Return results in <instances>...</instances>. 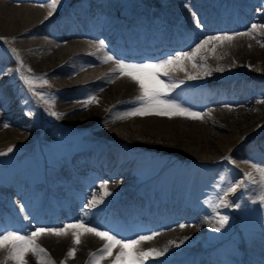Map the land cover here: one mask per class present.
Segmentation results:
<instances>
[{"label": "snow or ice", "instance_id": "6c2138e0", "mask_svg": "<svg viewBox=\"0 0 264 264\" xmlns=\"http://www.w3.org/2000/svg\"><path fill=\"white\" fill-rule=\"evenodd\" d=\"M48 16L52 17L58 8V0H50ZM264 10V9H258ZM192 19L197 28L202 27L200 20L196 14L192 13ZM259 27L264 28V25ZM258 26L252 24L246 32L240 33H218L214 36H203L195 42L190 51H179L174 55H168L164 58L152 61L147 60L143 62L129 61L122 58H117L110 50L106 48V42L103 39L97 41L98 50L103 52L100 58L101 62H113L115 67L110 70L109 75L119 74L120 76L128 77L132 82L137 85L138 95L134 97L132 103L135 105L128 112L117 118H126L127 116L134 115H159V116H184L189 119H203L206 115L202 112H197L191 108L185 107L178 100L171 98V94L180 85L184 84L185 80H175L171 75L172 72L177 70L185 73L187 80L201 79L204 76L211 75L212 70L202 62V52L215 53L217 45L222 46L225 42H231L235 36H249L252 38L258 37ZM15 39V37H13ZM0 40L5 38L0 37ZM6 42V41H5ZM258 43L264 47V39H258ZM211 46V47H210ZM8 51L11 56L15 58L18 67L16 69L0 68V76L10 75L14 72H21L27 66L24 65L18 51L15 48H9ZM186 63H191L192 68L195 69V74L189 72L185 67ZM223 71V68L217 69ZM27 72L31 73V68H27ZM19 79L23 85L27 87L28 91L35 96L38 101H43L48 107L44 109L49 116L57 117L65 115V113H58L53 110L54 98L49 99L48 94L43 91H37L36 85L47 84V79L41 75H20ZM110 82V81H109ZM95 96H88L82 104V108L88 107L90 104L98 103ZM23 103V101H22ZM224 107L230 108L231 105L225 104ZM28 116L34 115L31 111L27 113ZM7 127V123L4 125ZM259 127V126H258ZM243 139V138H242ZM13 149L9 147L5 152H0V156L7 155ZM224 159H230L226 156ZM252 168L256 173H259V179L253 172L244 173V180L228 182L226 186L220 188V194L217 200L208 202L209 208L213 211V218L216 223L212 225V230L220 232L222 228L228 223L229 217L221 215L216 209L221 207H234L239 208V203H233L229 196L235 194L238 188L244 187L246 183L256 185L259 188V202L264 205V168L260 165L253 164ZM221 177V180H224ZM107 181L100 185L99 195L95 190H91V198L82 205L81 218L74 223H65L63 227L42 228L38 227L30 233L22 232L20 230H10L7 227L0 229V251L5 255L0 258V264H27L26 257L31 254L35 257L37 264H55L50 254L38 242L41 235H53L62 237L71 232L73 245H78L81 242V237L84 235H94L104 241L101 248L90 253V264H101V261L111 258V264H148L150 260L163 257L169 252L170 248H179L188 237L177 241H169L163 248H147L141 249L140 245L144 242L151 241L157 235L152 232L146 235H137L135 238H121L118 234L113 233L111 230H102L94 226L87 217L92 214L93 210H98L99 207L106 203V199L112 195L111 191L107 188ZM207 202V201H206ZM256 201H253L255 203ZM24 206L21 205L20 212H24ZM27 218V217H25ZM181 228L185 225L181 224ZM118 251L113 253V249ZM76 249L69 248L67 257H74ZM61 264H64L61 261Z\"/></svg>", "mask_w": 264, "mask_h": 264}, {"label": "bare ground", "instance_id": "6f19581e", "mask_svg": "<svg viewBox=\"0 0 264 264\" xmlns=\"http://www.w3.org/2000/svg\"><path fill=\"white\" fill-rule=\"evenodd\" d=\"M118 1H122V0H118ZM256 6L257 7H255V5H253V4H250V5H246L243 7L240 17L242 19V22H246L245 24H243L239 21H234L233 17L235 15H232V18H230V19L228 17H221L222 24L220 25V27H221V30H224L222 33H224V32H227L230 34L236 33V32H234L235 29H238V28L240 29L241 27H245L251 21L252 24H256L258 26L257 32L259 35L257 38H252L249 36H235L231 42H225L222 46L217 45L216 49H215V53L213 54L212 52H210L211 53L210 55H212L215 59H213L210 55L208 58L206 56V54H204V55L201 54L203 57L202 62L205 63L212 70V72H211V75L204 76L203 78L198 79V80L217 81L220 79H230L231 78L234 82H238L239 78H249V79H255L257 81L264 79V68H263L264 67V47H262L261 44L257 42L258 39H264V28L259 27L260 25H264V23H262V21H264V10L258 11V9H264V5H256ZM41 13H42V8H40V7L16 6V5L10 6L7 3L0 1V33L9 34L10 32L15 31V29H12V22L22 23L21 27H23V26L29 25L31 22L39 21L42 19ZM226 14H227V11L225 12V15ZM83 24L86 28L87 27L86 23H83ZM208 29H212V27H208ZM240 32H243V31H240ZM240 32H237V33H240ZM201 37L202 36H200V35L197 36V39L194 41V44H195V42H198V39ZM183 38L184 39H191L192 36L188 35L186 37L184 36ZM179 42H181V41H179ZM191 44H192V42H191ZM194 44H193V46H194ZM93 45L94 44L90 43V42H70L67 44H59L57 47L49 48L47 50L43 48L40 50L30 51L29 55H28V59H29V61H32L33 58L35 59V57L37 56L39 61L37 63H35V65H36L35 69H47L48 67H51L54 64H56L63 57H65L67 54H69L71 52V50H73L74 48H78V47H80V48H82V47L92 48L93 47L94 48ZM190 46H192V45H190ZM190 50H191V48H190ZM249 62H251V64ZM259 64H263V67H261V65H259ZM102 65H104V63L101 62V66ZM185 67L187 68V70L189 72H192L193 74H195L196 70L192 68V65L190 63H186ZM220 68H223V71L217 70ZM90 69H91V66H89V65L81 67V75L80 76L77 75L76 77H74V79H71L70 83H74L77 80L78 81L82 80L83 78L88 76V74L90 73V71H89ZM96 72H94V73H96ZM171 74L173 76L185 77V73L182 71H179V70L172 72ZM65 82H66V79L63 80V84H70V83H65ZM135 85L136 84L134 82H132L128 77L116 75L112 84L108 85L105 88L104 98L106 96H108L109 99L112 100V99H115L118 97H122L125 94H129L132 90V86H135ZM120 88H123V91L124 90L125 91L119 92ZM176 97L178 99H180L181 101H190L191 102L190 104H192L193 102L194 103L199 102L202 99L200 94L189 95V97L192 98L193 100L188 98L183 93H177ZM102 99L103 98H98L99 102L95 103L96 105L92 106V108L90 110L97 108L99 106V103L102 101ZM91 105H93V104H91ZM195 105H197V103H195ZM184 106L187 107L186 104H184ZM192 109L194 111L199 112L195 106L194 107L192 106ZM81 111H83V110H81ZM87 111L88 110H85L83 113L79 114V115H81V118L86 119V117H84V113H86ZM202 113L206 114L204 116V119L206 121H207V119L210 120V119H212L211 117L215 116V118L213 120L214 127L220 131L226 130V133H220V134H215L212 132L206 133L207 127L202 125L203 122L200 121L202 124L197 122V121L194 122V121H192V119H188L187 117H184V116H182V117H178V116L168 117L167 116V118L158 117V116L157 117L156 116H144V117L142 116L139 118L138 117L132 118L131 119L132 121H134V119L136 120L137 118L140 119V123L137 126L136 125L133 126L132 124L125 122L123 119H120V122L117 123L114 121L115 117H110L109 119L113 120V123L106 126V127H103L102 131L103 132L106 131L105 133L108 135H111V136L112 135L116 136V135H114V133H116V132L118 134H121L124 131H126L127 132L126 136L131 137V136H133V134H128V133L129 132L137 133L138 129H139V132L137 134H139V133L141 134L142 132L143 133L145 132L146 134H148L150 136H156L157 137V135H160L161 138H163V139L169 138L171 141H174V142H176V141H182V143L185 141L189 142L190 138H192L194 141H196L197 147H200L199 144L202 143V142L200 143V141L207 140L208 142L215 144V146L212 148L213 150H211V152L217 151L218 154H221L224 152V150L228 146L238 145V143L240 142V138L244 137L245 134L251 132V136H256L257 134H259L261 131L264 130V127H263V125H264V98L261 101H259L258 103L252 102L250 105H247V107H238V108L235 107L234 109H232L231 112H222V111L218 112L216 110H207V111H204ZM235 113L240 115L241 118L245 117V120H251L252 122L242 124L243 120L240 119L239 121H241V123L239 125H237L238 123H235V121L233 119V115H232ZM210 115H213V116H210ZM96 116L97 115L95 114V116H93V117H96ZM149 119H151V121H150L151 123L148 124L147 122ZM143 120H145V122ZM90 121H91V119L88 120L87 122L78 121V123L79 124H87ZM98 121H100V122L102 121V118L100 116L98 117ZM165 121L168 122L169 125L167 123L165 124L164 123ZM230 121H231V123H230ZM180 124H181V126H180ZM187 124H188V127H186V128L183 127L184 125H187ZM4 125H5L4 121L2 122L0 120V147L5 146L8 142H11L14 139H18V138L23 137L20 133H18L14 129H11L9 127H5ZM130 125H132V126H130ZM208 125H209V123H208ZM130 130H133V131H130ZM235 130H238V131H235ZM217 133H219V132H217ZM183 137H185V138H183ZM180 138H183L184 140H181ZM124 139H126V138H124ZM126 140L130 141L128 139H126ZM183 144L185 145L186 143H183ZM177 145H179V144H177ZM148 147H151L152 149L158 148V146L154 145V144H148ZM206 150H208V149H206ZM202 152H204V151H202ZM204 154H206V153L204 152L202 156H204L205 158L206 157L207 158L212 157L210 154L207 155L208 153L206 155H204ZM247 159L249 160L250 158H247ZM247 168H248V166H242V168H240V170L243 172H246V173L250 172V170H248ZM251 172H253V171H251ZM253 173L255 175V172H253ZM126 184L127 183H120V182L115 183V184H107V188L109 190H110L109 187H111V186H116V187L121 186L122 188H124L126 186ZM95 191H96L97 195H99L100 189H97ZM257 193H260L259 190L257 191ZM110 197H108V198H110ZM254 201L259 202L258 199H254ZM53 219H50V220L52 221ZM34 221H36V220H34ZM200 228H201V226H199L198 224H192L191 227L186 226L183 228L180 227V229L178 228L179 231H177V233L184 232L185 234L189 233V234H193V236H194V232H196L197 230L199 231ZM165 232H167V230ZM162 234H163L162 232L157 234L155 236V238H160L162 236ZM180 238H182V237H180ZM155 240H157V239H155ZM37 242L43 248H45L47 251H49L51 255L61 254V253L67 254L69 248L74 247L76 249L75 255H74V257H70V259L73 261L74 259L77 258V261H81L82 257L88 256L87 260L89 263H90V253L101 248L103 243H104V241L101 240L100 238L95 237L94 235L88 234V235H84L81 237L80 244L73 245L71 232H69L68 235L62 236V237H56L53 235H41L38 238ZM65 242L68 243V245ZM148 244H149L148 241L142 243L140 245L141 249L143 248V245L146 246ZM166 244L167 243L159 244L157 246V248H163ZM49 246H51V248H49ZM116 251H118V248L113 249L114 254ZM172 251L174 253H182V252H186L187 249L181 248V249L172 250ZM2 253H3V251H0V255ZM30 255L31 254H28L27 257Z\"/></svg>", "mask_w": 264, "mask_h": 264}, {"label": "rangeland", "instance_id": "374dc122", "mask_svg": "<svg viewBox=\"0 0 264 264\" xmlns=\"http://www.w3.org/2000/svg\"><path fill=\"white\" fill-rule=\"evenodd\" d=\"M22 24H20V23H15V22H12V29H15V31H17L16 29H18L20 26H21ZM15 31H13V32H15ZM13 32H10V33H13ZM1 34H4V33H1ZM206 52V53H205ZM205 52H203L202 54L204 55V54H206V56L209 58V55L211 54L210 52H207V51H205ZM213 59H215L212 55H210ZM39 61V60H38ZM38 61H36L35 63H37ZM250 64H251V62H249ZM191 64V63H190ZM229 64V63H228ZM259 65H261V67H263V64H259ZM35 67H36V65L35 64H33V66H32V68L33 69H35ZM264 68V67H263ZM190 69V68H189ZM136 86V85H135ZM134 86H132V88H133ZM123 89V88H122ZM125 91V90H124ZM123 91V92H124ZM114 96V95H113ZM112 96V97H113ZM98 98H103L102 99V101L99 103V106L97 107V108H95V109H93V110H90L91 108H92V106H94V105H96L95 103H93V105H91L90 107H87L86 109H84V110H88L86 113H84V117H86V119L84 118H81V115H79V114H81L83 111H77V112H73L68 118H69V120H75L76 122H78V121H84V122H87L88 120H90L91 118H93V116H95V114L97 115V114H99V110H100V106L102 105V103L105 101V100H107L109 97L108 96H106L105 98H104V92H102V93H100L99 94V96L97 97V99ZM91 111V112H90ZM89 112V113H88ZM231 112V111H230ZM83 115V114H82ZM214 115V114H213ZM213 115H210V116H213ZM233 115V119H234V121H235V123H238L237 125H239L240 123H241V121H239L240 119L241 120H243L242 121V124L243 123H248V122H252L251 120H245V117H242L241 118V116L240 115H238V114H232ZM238 115V116H237ZM75 116V117H74ZM144 116H158V117H164V118H167V116H159V115H143V117ZM139 117H142V116H138V118ZM175 117V116H174ZM178 117H182V116H178ZM236 117V118H235ZM134 119V121H132V120H130V122L129 121H127V123H129V124H132L133 126L134 125H138L139 123H140V119ZM212 119H207V121L203 118V119H192V121H194V122H199V123H201V122H203V124L202 125H204V126H206L207 127V132L206 133H210V132H212V133H215V134H220V133H226V130H223V131H220V130H218L217 128H215L214 127V122H213V120H214V118H215V116L214 117H211ZM244 118V119H243ZM238 119V120H237ZM146 120V119H145ZM145 120H143L144 122H145ZM203 120V121H202ZM245 120V121H244ZM151 121V119H149L148 120V124L149 123H151L150 122ZM201 121V122H200ZM135 122V123H134ZM165 124L167 123L168 124V122H164ZM208 123H209V125H208ZM230 123H231V121H230ZM132 125H130V126H132ZM169 125V124H168ZM180 126H181V124H180ZM211 126V127H210ZM183 127H188V124L187 125H184ZM211 128V129H210ZM237 129V128H236ZM105 130V129H104ZM217 130V131H216ZM130 131H133V130H130ZM235 131H238V130H235ZM264 131V130H263ZM263 131H261L262 133H263ZM104 132H106V131H104ZM125 132V133H124ZM123 133H121V134H118L117 132L116 133H114V135H116V136H113L112 135V137H116V138H118V137H121V138H126V139H128V140H130V141H128L129 143H131L132 145H136V146H138V145H142V146H148V144H154V145H157L158 146V148L160 147L161 149H163V150H168V151H175L176 152V154H178L177 152H181L182 154H185V153H187V154H185V155H187L186 157H191V158H193V159H199V160H202V159H204L205 157L204 156H202L203 155V153L205 152L207 155H211L212 157H209V158H213V157H215V156H217L218 155V153H217V151H213V152H211V150H213L212 148L215 146V144L214 143H211V142H208L207 140H205V141H200V143L201 144H199L200 145V147H197L196 146V141H194L192 138H190V141L189 142H187V141H185V142H183V143H186L185 145L182 143V141H176V142H174V141H171L169 138L167 139H163V138H161L160 137V135H157V137L156 136H150V135H148V134H146L145 132L143 133H139V134H137L138 132H139V129H138V132L137 133H135V132H129L128 134H133V136H131V137H127L126 135H127V132L126 131H124ZM217 132H219V133H217ZM260 132V133H261ZM236 133V132H235ZM144 134V135H143ZM253 137H255V136H253ZM183 138H185V137H183ZM183 138H180L181 140H184ZM147 139V140H146ZM154 139V140H153ZM163 140V141H162ZM13 141V140H12ZM12 141H11V143H12ZM163 142V143H162ZM171 142V143H170ZM174 142V143H173ZM179 142V143H178ZM181 142V143H180ZM161 145H160V144ZM208 143V144H207ZM10 144V143H9ZM8 144V145H9ZM177 144H179V145H177ZM170 145V146H169ZM189 145V146H188ZM212 145V146H211ZM172 146V147H171ZM208 146V147H207ZM180 147V148H179ZM165 148V149H164ZM182 148V149H181ZM188 149V150H187ZM203 149V150H202ZM206 149H208V150H206ZM187 150V151H186ZM190 150V151H189ZM192 150V151H191ZM196 150V151H195ZM199 150V151H198ZM194 151V152H193ZM202 151H204V152H202ZM207 151V152H206ZM175 152H173V153H175ZM191 153V154H190ZM206 154H204V155H206ZM207 158V157H206ZM250 160V159H249ZM257 179H259V178H257ZM254 189H255V187H254ZM257 190H259V188L257 187ZM252 191V190H251ZM257 196H255V197H253V198H256ZM258 198V197H257ZM177 234H179V235H181V234H184V232H179V233H177ZM198 236H199V234H198V231H196V232H194V236H193V234H189L187 237H188V241H192L193 240V238L194 239H196V240H198L197 238H198ZM66 243V242H65ZM67 245H68V243H66ZM149 246H145L143 249H147ZM49 248H51V246H49ZM49 252V251H48ZM62 254V255H61ZM61 254H55V255H52V257L55 259V264L57 263V264H61V261H63L64 262V264H78V262L79 261H77V258L76 259H74L73 261L70 259V257H67V255L66 254H64V253H61ZM5 255V253L3 252L1 255H0V258H2L3 256ZM51 256V255H50ZM62 258V259H61ZM61 259V260H60ZM26 260L29 262H27V264H37V261H36V259H35V257H33V256H28V257H26ZM106 260L107 259H105V260H103L102 262H101V264H104L105 262H106ZM86 264H90L89 262H88V260L86 261Z\"/></svg>", "mask_w": 264, "mask_h": 264}]
</instances>
